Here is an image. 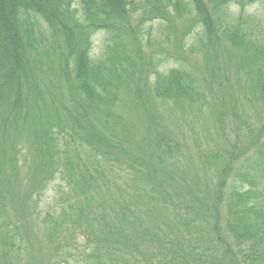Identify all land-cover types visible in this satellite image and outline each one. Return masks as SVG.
Returning <instances> with one entry per match:
<instances>
[{"label": "trees", "instance_id": "1", "mask_svg": "<svg viewBox=\"0 0 264 264\" xmlns=\"http://www.w3.org/2000/svg\"><path fill=\"white\" fill-rule=\"evenodd\" d=\"M255 4L0 0V264H33L34 249L48 264H264Z\"/></svg>", "mask_w": 264, "mask_h": 264}, {"label": "rangeland", "instance_id": "2", "mask_svg": "<svg viewBox=\"0 0 264 264\" xmlns=\"http://www.w3.org/2000/svg\"><path fill=\"white\" fill-rule=\"evenodd\" d=\"M236 9H238V8L236 7ZM246 10H247L248 13L254 14L256 16H263V14H264V12L262 10V7L259 4H255V5L248 6V8ZM149 26L151 28V30H150L151 36L152 37L158 36L160 32L158 30L157 23L156 24H153L152 23V26L149 25V24H146V30L148 29ZM104 36H105L104 33L101 32V31L95 33L92 36V44H91V50H90V55L92 57H96V56H98L100 54ZM189 40H191V37H189ZM174 65H176V63L174 61H172V59H169L166 62L161 63V65L159 66V69L162 70V71H165V70H167L168 68H170V67H172ZM159 110H160L159 111L160 113L161 112L167 113V116L164 118V122L166 123L167 127L170 130L176 131L179 134V137L182 138V139H184V141H185L184 143L188 147L191 148V149L189 148L190 150H193L192 148H194V147H198L199 148V145H200V147H203L201 145V142H199V145L198 146H196L197 143L194 144L193 142H191V138H192L191 137V133L193 132V130H191L190 126L188 127V124H186L184 122H181L182 117L180 115L181 114L180 112L179 113L178 112L172 113V111H170L172 109L169 106V104L160 105L159 106ZM173 111H178V110L173 109ZM258 113H257V111L255 112V109H253V114H252L253 119L255 118L256 115H258ZM176 120H178V121H176ZM185 122H187V123L189 122V123L194 124L195 123V120H192L191 116H188L186 118V121ZM196 129L198 130L199 128L196 127ZM200 149H203V148H200ZM196 154H195V156H196ZM191 161L193 163L188 164V163L185 162V165L191 166L192 169L194 170L193 164L195 166V163H194L195 160H193V158H191ZM198 167L201 168L200 166H198ZM202 172L204 174L205 171L203 170ZM53 193H54L53 184H50V186L48 187V189L45 190L42 193V195H41L42 196L41 197L42 201L40 203V209H41V211L47 210L48 209V206L53 202ZM40 235H42V234H40V233L37 234V236H40ZM34 238H36V237L33 236V238H32V237H30V235H28V240L30 242L31 241H34ZM39 250L40 249H38V250L37 249H34V250H32L30 252V254H31L30 255L31 262L33 264H48L51 261L52 257H53L52 254H48V252L45 251V250H43V251H39ZM28 254H29V252H28ZM27 260H30V259L28 258ZM21 264H24V263H21ZM61 264H76V263H74L73 259H70L68 261V263H61Z\"/></svg>", "mask_w": 264, "mask_h": 264}]
</instances>
